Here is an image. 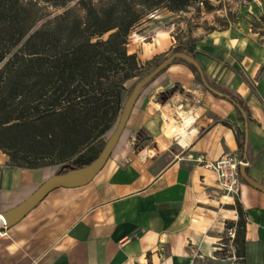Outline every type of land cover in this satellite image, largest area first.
<instances>
[{
	"label": "crops",
	"instance_id": "1",
	"mask_svg": "<svg viewBox=\"0 0 264 264\" xmlns=\"http://www.w3.org/2000/svg\"><path fill=\"white\" fill-rule=\"evenodd\" d=\"M161 13L179 14L161 9L143 21L129 37V52L145 64L177 47L192 48L213 83L239 93L251 112L248 173L264 184V75L257 79L264 34L251 24L263 7L254 0L232 26L181 39L176 24ZM168 89L171 94L162 98ZM172 103L194 117L190 131L196 132L184 144L163 135L167 117L179 118ZM142 129L150 139L138 148ZM238 129L245 130V122L235 104L207 90L191 67L174 60L143 90L92 181L54 189L6 227L0 264H195L212 255L225 224L238 221L237 203L246 219L244 264H264V192L242 183L238 198L226 194L208 165L227 153L241 154ZM55 173L12 166L0 148V221Z\"/></svg>",
	"mask_w": 264,
	"mask_h": 264
},
{
	"label": "trees",
	"instance_id": "2",
	"mask_svg": "<svg viewBox=\"0 0 264 264\" xmlns=\"http://www.w3.org/2000/svg\"><path fill=\"white\" fill-rule=\"evenodd\" d=\"M73 1L0 0V148L12 166L45 168L44 160L55 152L64 162L55 174L94 161L101 150L93 143L121 110L126 82L146 75L150 71L143 73L146 65L158 64V58L141 64L136 53L129 52L131 34L161 9L175 13L202 5L213 9L210 0H77L71 6ZM41 4L64 10L38 25L44 19ZM175 50L197 59L192 48ZM176 61L186 63L200 78L194 65ZM263 75L264 66L257 79ZM205 76L235 104L240 119L249 122L246 100ZM244 136V129H238L240 160ZM149 139L147 131L140 130L137 147ZM248 155L247 151V160ZM236 209L239 219L231 226L236 256L244 263L246 219L239 203Z\"/></svg>",
	"mask_w": 264,
	"mask_h": 264
},
{
	"label": "rangeland",
	"instance_id": "3",
	"mask_svg": "<svg viewBox=\"0 0 264 264\" xmlns=\"http://www.w3.org/2000/svg\"><path fill=\"white\" fill-rule=\"evenodd\" d=\"M253 1L254 0H210L211 5H213V9H207L205 5H202L201 9L199 10L196 8H191L189 11L179 12L178 16L171 15L167 17L166 13H161L164 17L161 19L169 21V24H176L174 27V32L177 33V38H187L188 33L191 34L200 31V34H205L215 29H223L232 26L238 22L240 10H245V7L249 9V6L253 3ZM257 1H259L264 11V0ZM76 2L77 0L73 1L71 6H73ZM41 6V13L44 16V19L41 20L38 25H40L43 21L53 18L55 15L61 13L64 10L63 8H56L53 6H47L45 4H41ZM263 16L264 13L258 20L254 19L251 21L253 29L260 31L262 34H264V21L261 20ZM144 40L147 41L150 39L146 38ZM162 58L163 56L157 59V63H159ZM154 64L155 63L148 66L146 65L143 73L145 74L147 69L151 70L153 67H155ZM141 77L142 76L136 77L126 83L127 90L123 94V104L129 96L132 87ZM121 110L115 116L111 126L107 128L105 132L93 143L94 147L98 150H102L106 141L115 130ZM44 162L47 163L45 168L51 173L57 172L60 166L64 165L62 156H60L58 152H55L51 157L45 159ZM234 228V226H231V222L228 221L225 224V231L222 233L221 239L216 244V248L212 255L209 257L198 258L195 261V264H244L243 260L236 256L234 238H232L231 235Z\"/></svg>",
	"mask_w": 264,
	"mask_h": 264
},
{
	"label": "water",
	"instance_id": "4",
	"mask_svg": "<svg viewBox=\"0 0 264 264\" xmlns=\"http://www.w3.org/2000/svg\"><path fill=\"white\" fill-rule=\"evenodd\" d=\"M176 59H182L187 63L194 65L199 72L202 84L207 90L215 93L216 95L227 97V95L211 87V85L206 79L204 70L200 62L194 56L181 51H174L170 53L169 55L161 59L160 62L154 68H152L146 75L139 78L134 84L129 93V96L123 104L117 126L106 141L98 157L86 166L80 168H70L66 172H60L49 177L27 199L2 214L0 221V230L3 229L4 226L10 227L17 223L54 189L59 187H79L86 185L90 181H92L94 177L104 167L107 160L114 151L116 145L118 144L119 139L125 129L132 108L134 107L137 99L143 92L145 86ZM244 135V159L241 160L239 163V172L241 178L248 185L264 192V184L256 181L247 172V168L249 166V162L247 160V151L249 147V124L247 120L245 121Z\"/></svg>",
	"mask_w": 264,
	"mask_h": 264
},
{
	"label": "built area",
	"instance_id": "5",
	"mask_svg": "<svg viewBox=\"0 0 264 264\" xmlns=\"http://www.w3.org/2000/svg\"><path fill=\"white\" fill-rule=\"evenodd\" d=\"M170 101V98L167 99ZM173 107L177 108L179 112L181 105H175L172 103ZM177 112L178 119H175L177 122L181 120L179 113ZM167 120V119H166ZM192 130L190 131V133ZM172 138L177 139V136H171ZM240 155L234 153H227L224 156L220 157L213 163L208 164L211 168L216 171L217 174V183L218 186L224 191L226 194L233 195L235 197H239L241 186L243 180L241 178L239 172V163H240ZM6 226L0 230V236L5 234ZM232 238L235 237V229L232 232Z\"/></svg>",
	"mask_w": 264,
	"mask_h": 264
},
{
	"label": "bare ground",
	"instance_id": "6",
	"mask_svg": "<svg viewBox=\"0 0 264 264\" xmlns=\"http://www.w3.org/2000/svg\"><path fill=\"white\" fill-rule=\"evenodd\" d=\"M179 115L181 117L179 122H177L174 117H167L168 120L162 130L163 135L168 137L176 135L177 138L180 139V142L184 144L191 136L190 128L194 122V117L184 109L179 111ZM195 132L196 130L192 129V133Z\"/></svg>",
	"mask_w": 264,
	"mask_h": 264
}]
</instances>
